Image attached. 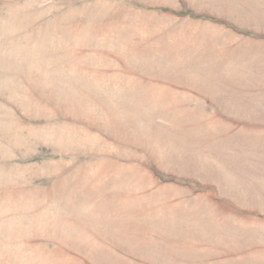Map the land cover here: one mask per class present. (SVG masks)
<instances>
[{"label":"rangeland","instance_id":"obj_1","mask_svg":"<svg viewBox=\"0 0 264 264\" xmlns=\"http://www.w3.org/2000/svg\"><path fill=\"white\" fill-rule=\"evenodd\" d=\"M0 264H264V0H0Z\"/></svg>","mask_w":264,"mask_h":264}]
</instances>
